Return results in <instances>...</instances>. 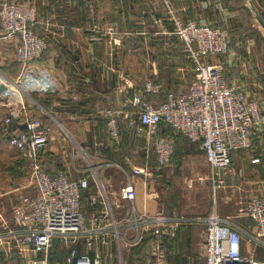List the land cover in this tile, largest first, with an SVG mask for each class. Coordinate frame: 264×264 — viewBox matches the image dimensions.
<instances>
[{"label":"crops","instance_id":"1","mask_svg":"<svg viewBox=\"0 0 264 264\" xmlns=\"http://www.w3.org/2000/svg\"><path fill=\"white\" fill-rule=\"evenodd\" d=\"M12 1L36 6L39 20L36 29L46 38L48 47L47 55L39 64L52 69L60 87L55 92L38 93L43 97L52 95L57 98L50 109H46L33 94L31 99L27 97L25 115L33 117L36 112H40L54 120L53 122L59 118L80 138L87 140L86 144L90 147L89 162L86 161L85 166H76L74 162H70L74 169L81 171L76 178L86 177L88 180L87 188L81 192V209L90 214L93 211L101 213L106 207L109 208L108 216L99 224L98 234L87 227L73 243L79 253L98 255L101 264H151L150 245L143 253L137 252L135 248L144 239H152L153 228L162 220L161 223L170 227L169 233L164 236L165 245H168L167 264H171L181 244L185 247L184 253L189 254L186 255L185 264H191L197 253L194 249L198 244H203L205 218L213 212L221 218L229 217L232 224L243 234L252 232L254 224L241 209L248 197L264 193V123L256 130L250 148L230 153L229 170L224 174L225 184L213 190L210 182L212 171L198 142H187L182 138V143L185 144L183 146L178 140V147L175 148L171 161L158 168L153 154L147 159L140 150L142 143L135 150L136 153H142L144 158L139 153L142 163L136 162L126 152L120 154V158L109 156L110 150L104 153V144L97 139L100 129L92 122L91 113L85 111L68 115L69 100L94 101V108L98 105L122 107V100L127 93L139 87L143 81L152 80L164 86L169 81L165 77L166 72L171 71L170 83L172 88L175 87L176 72L181 68L179 38L171 33L172 23L166 18L165 7L160 0H81L71 4L64 0ZM169 1L184 22L193 20L222 24L225 21L227 31L229 25L234 23L245 24L248 29L258 31L262 27L256 14L264 11V0H244L243 6L253 15L250 20L243 15L245 12L239 0ZM97 25L114 28L117 39L113 45L89 40L88 35ZM2 42L11 43L15 48L14 40ZM249 43L248 40L242 42V56L252 50ZM135 51L146 55L159 54L160 58L152 57L147 68L138 67L132 62L129 64L130 60L127 59L130 52ZM251 53L253 57L256 55L254 48ZM214 61L211 59V62ZM254 65L253 62L250 63L242 71L240 69V73L243 78H249L248 81H242L245 87L247 82L253 93L256 92L254 96L260 100L264 117V72ZM119 86L123 88L122 92L118 91ZM186 87L187 85H183L180 90H185ZM53 152L52 147H44L42 150V158L50 172L60 170L56 169L58 163L55 164L56 167L54 163H49L53 160ZM254 158H259V161L253 162ZM146 163L150 172L145 175L133 172L134 166L143 167ZM65 167L69 172L67 163ZM199 169L204 170L199 172ZM196 180H202L210 191V199L207 200L212 205L210 211L195 209L199 199L197 192L202 190ZM127 181L135 191L132 201L120 197V189ZM228 206H236L238 210L234 214L226 212L225 208ZM0 221V250L4 248L9 260L14 259L12 257L15 252L25 259L41 256L33 252H22V246L17 245L15 237L23 230L12 218L8 224L2 223L1 219ZM178 235L181 242L176 241ZM247 245L250 244L245 243L248 248ZM202 247L203 245L200 255ZM60 251H65L66 254L67 248L55 238L49 248L47 261L51 264L58 263L54 253L58 255ZM255 257H264L260 246L255 247Z\"/></svg>","mask_w":264,"mask_h":264},{"label":"built area","instance_id":"2","mask_svg":"<svg viewBox=\"0 0 264 264\" xmlns=\"http://www.w3.org/2000/svg\"><path fill=\"white\" fill-rule=\"evenodd\" d=\"M77 1L81 0H65L69 4ZM160 2L165 7L166 18L172 23L171 33L179 38L195 63V74L187 89L163 91L162 84L145 80L127 93L122 107L98 105L95 114L105 119L107 134L116 144L120 140L121 124L126 130L139 134L143 140L140 150L147 159L153 154L158 168L171 161L175 150L173 140L160 133L162 128L168 127L190 142H198L212 171V189L217 190L225 184L224 174L229 170L230 153L252 146L256 130L264 123L261 107L237 80L226 78L219 63L210 60L227 52V29L208 22H184L169 0ZM38 24L33 6L0 0V37L15 41V59L21 64V72L16 78L0 70V85L5 86L0 91V107L7 109L3 123L8 125L13 118L19 119L23 115L19 123H25L26 127L16 128L7 136L9 145L30 163L36 190L34 197L19 194L12 206V219L23 230L15 237L16 243L25 247L20 248L22 252L41 254L39 258H27L30 264H47V254L55 238L67 248L66 264H101L98 255L79 253L73 243L87 227L98 234L99 224L108 216L109 208L101 213L83 212L81 192L88 186L87 178H73L66 170L50 172L44 168L42 150L52 126L40 118L25 115L27 97L31 99L34 93L55 92L58 88L50 68L38 61L47 49L46 38L36 29ZM104 37H108L106 42L113 45L117 39L114 28L97 25L88 35L92 42H100ZM118 91L122 92L123 88L119 86ZM81 151L87 153L88 161L90 147L86 145ZM252 161L258 162L259 158ZM132 170L135 174L150 172L147 163L143 167L134 166ZM120 197L127 201L134 199L135 191L129 181L121 187ZM242 210L254 224L250 233L243 234L229 217L221 218L215 212L205 218L203 251L198 264H264V257H255L256 246L264 251V193L248 197ZM0 219L6 223L2 217ZM161 221L152 230L151 264H167L164 236L170 227ZM245 243L252 249L245 247ZM245 249L248 254L244 253Z\"/></svg>","mask_w":264,"mask_h":264},{"label":"rangeland","instance_id":"3","mask_svg":"<svg viewBox=\"0 0 264 264\" xmlns=\"http://www.w3.org/2000/svg\"><path fill=\"white\" fill-rule=\"evenodd\" d=\"M24 3H26V2H24ZM26 4H29L36 9V6L34 4H30V3H26ZM36 12H37V9H36ZM212 23H213V25L223 27L224 29L226 28V25H227L225 21H223L222 24H216L214 22H212ZM229 26H230V28L228 30L229 48H228L227 52L224 54H219V55L213 56L210 58V60L213 59V61L215 60L214 62L219 63V65H221V67H222V70H223L226 78L237 80V82L244 88L247 95L250 98L256 99V101L258 102V104L260 106V103H259L260 100L257 99L256 96H254V94L256 95V92L253 93V90L250 88L251 85L248 84L247 82H245L246 87L244 86L242 79L248 81L249 78H246L245 76L243 78L242 74L240 73V69L242 71L243 67H248V65L253 62V65L255 64L254 66L258 70L263 69V72H264V44H259V41H257V39H255V37L251 36L250 34H249V36H246L243 41H242V39H237V38L232 39L230 33H231V29L233 28V25H229ZM259 27H260V25H259ZM0 32H1V29H0ZM259 32H260V35L262 37H264V30L262 27L259 30ZM107 39H108V37H104L103 40H105V41H103V40L102 41L106 42ZM2 40L3 39L0 40V70L4 74L11 77L10 74L16 73L18 71L21 72V67L18 68L17 67L18 65L16 66L17 61L14 57V46L11 43L2 42ZM247 40L250 41L249 45L252 46L251 47L252 50H253L254 46H256V48L261 47V52L256 51V55L253 57V55L251 53L252 50H250L248 54L242 56L240 54L241 44H242V42H245ZM102 41H100V42H102ZM178 43H179L178 45L180 46V50H181V53H180V63H181L180 67L181 68L179 69V71L176 72V76H177V83L179 84V85L177 84L178 89H180V88H182L183 85L188 86L189 81L194 76V74H195V63L192 59H190V56L187 54L182 42H180V40H179ZM106 44L110 45L107 42H106ZM47 49H45V51L42 53L41 57L42 56L45 57L47 55V53H48ZM152 57L157 58V59L160 58L159 54L146 55L145 53H143L141 51H135V52H130L129 56H127V59L130 60L129 64L132 62L138 67L142 66V68H147L149 63L152 61V59H151ZM252 57H253V60H252ZM256 58H257V60H256ZM50 70H52V69L50 68ZM170 72H166V77L171 75V74H169ZM136 73H139V72L136 71ZM56 79H57V83L59 84L57 77H56ZM248 85H249V88H248ZM59 88L60 87L58 86V89ZM33 97L35 98V96H33ZM25 101H27V100H25ZM5 109H3L1 111L0 117L2 115L3 116L5 115V113H4ZM46 118H48V117H46ZM40 119L44 123L46 122L43 118H40ZM53 121L54 120L49 119L50 126H53V128H52V132L50 134V137L48 139V142L45 145V147L54 148L53 155L51 156V159H53V160H50L49 163L50 164L54 163V167H56L55 164L57 165V163H58L59 166H57L56 169H65L66 168L65 163H67L70 176L73 178H76V177H78V175L81 174V171H77L76 169H74V167L72 165H70V162H74V164H76V166L77 165L78 166H85L86 161H87V157L85 155H87V153L81 151V148H84L86 145L89 146V144H86L87 140L86 139L83 140L82 138H80L79 135H77L76 132L72 128H69L68 125H66L65 123L63 124V120L56 118L55 122H53ZM74 121L78 122V120H74ZM1 127H2V125H1V121H0V128ZM1 131H2V129H1ZM1 135H2V133L0 134V138L2 137ZM175 136H177V135H175ZM175 136H173V137H175ZM7 138H8V136H7ZM177 139L179 141H181L180 144L185 146V144L182 143V139L180 137L177 136ZM137 143H138L137 145L143 143L142 138H140V140L138 139ZM78 153H80V154L78 155ZM139 153L142 156V153L141 152H139ZM139 153L138 152L136 153V151H135L134 154L139 155ZM42 164H43L44 168L47 167V163L43 160V158H42ZM203 170L204 169H199L198 171L203 172ZM196 181L198 182L199 180H196ZM202 182L203 181L200 180L197 183V184L200 183L199 185H201L202 190L197 192V197L199 199H198V205L195 207V209H197V210L207 209L210 211L212 205L210 203H207V200L210 199V191H209L208 187H206L204 185V183H202ZM16 191H17V193H16ZM20 193L27 195L28 197H34L36 194V190H35V187L33 185L32 176H31V166L27 160L22 159V157L18 154V152L16 150L11 148V146L8 144L7 141H5V142L0 141V217L5 219L7 224L9 222H11L10 219L12 218V211H11L12 206L16 202V200L18 199V195ZM237 200H239V199H237ZM240 200H242V199H240ZM239 203L240 202H237V204H239ZM241 208H242V206H241ZM237 210H238V207H236V206L235 207L228 206L225 208L226 212L230 211L233 214ZM241 211H243V210L241 209ZM245 225H247V224H245ZM2 240H4V239H2ZM201 246H202V244L200 243V244H198L197 248L194 249V252H197L196 255H194V257H193L195 259V261H198L196 263L200 262L199 258H201L200 257L201 256L200 255ZM247 246L249 249H252L251 245H247ZM166 249H168V248L166 247ZM5 250H6V248H5ZM244 253L245 254L247 253L246 249H245ZM193 254H195V253H193ZM19 256H20V254L19 253L17 254L15 252L14 257H12L14 259L9 260L7 258V256L5 255L4 248H3L2 250H0V264H3V261H5L4 264H6V263L7 264H30L29 262H27V260H26L27 258L25 259V257H21V256L19 257ZM48 257H49V255H48ZM47 264H51V263H49L47 261ZM56 264H62V263H60V261H58V263H56Z\"/></svg>","mask_w":264,"mask_h":264},{"label":"trees","instance_id":"4","mask_svg":"<svg viewBox=\"0 0 264 264\" xmlns=\"http://www.w3.org/2000/svg\"><path fill=\"white\" fill-rule=\"evenodd\" d=\"M238 2H240L242 4V9L245 13H243V15L245 16V18L247 20H250L251 18H253V15H251V13L249 12V9L245 6H243V3L244 0H239ZM242 11V10H240ZM262 19L264 20V16H262ZM231 37L232 39L233 38H237V39H242V41L244 40V38L246 36H249V34L253 37H255V39H257V41H259V44H264V37H262L260 35V32L258 30H254V29H251L249 28L248 29V26L245 25V24H238V23H234L233 24V28L231 29ZM181 42V41H180ZM48 48V47H47ZM257 52H261V47H257L254 46V52L256 53ZM44 58V56L40 57L38 59V61H41L42 59ZM18 65V66H17ZM16 66L19 68L21 67V64L19 62H16ZM8 73V72H7ZM20 73V71L16 72V73H13V74H10L12 78H16L18 76V74ZM171 74V72L169 73ZM168 74V75H169ZM166 77V76H165ZM166 79H168L169 81L166 82L163 86V91L165 90H175V91H183V90H180L178 89V85H177V82H175V87L172 88V85H171V80H172V77L171 75H169L168 77H166ZM177 87V88H176ZM187 89V87H186ZM78 93H80V91H78ZM33 96H35V99L37 101H39L46 109H50L51 108V104L53 101H57V98L55 96H40L38 95V93H34ZM96 101V100H95ZM98 101V99H97ZM62 103H64V100L62 101ZM94 101L91 102V101H88L86 99H80L79 101L77 102H72V101H68V104H69V107L68 109L70 110L68 112V115L72 116L73 114H81V113H84L85 111H88L89 113H91V116H92V122L95 124V127H99L98 129H100V134L98 135L97 139L99 141H102L103 144H104V153H108L109 151V156L111 155V157H117V158H120V154H122L123 152H126L128 156L132 157L136 162H139V163H142V157L139 156V155H135V150H136V146H137V140L141 138V136L133 131H130V130H126L124 125L121 124L120 126V132H119V143L116 144L110 137L109 135L107 134V131L105 130L106 129V121L105 119L103 118H100L98 115L95 114V108H94ZM96 103V102H95ZM5 109V108H2L0 110V113L1 111ZM83 110V111H82ZM82 111V112H81ZM5 115L1 116L0 118V121H1V125L2 127L0 128V134L2 133V137L0 138V141H7L8 144H9V140L7 138V135H8V132H11L13 131L14 129L16 128H20V123L19 121L22 120V116H20L19 119H16V118H13L12 121L8 124V125H5L3 123V119L4 117L7 115V110L5 109ZM34 118H43L46 122L45 124L47 125H50V122H49V119L46 118L45 116H43L40 112H36L34 115H33ZM2 129V131H1ZM160 133H164L166 134L167 136H169L173 142H174V146L175 148L178 147V139H177V136L180 137L181 139L183 138V140L189 142V140H187L182 134L180 133H177V132H174L172 129L168 128V127H164L160 130ZM177 135V136H175ZM175 136V137H173ZM13 148V147H11ZM14 150H16L15 148H13ZM17 151V150H16ZM18 152V151H17ZM19 154V152H18ZM174 154V153H173ZM173 157V155H172ZM177 242H181V238H179V235L178 237L176 238ZM152 242V239L151 238H146L144 239L143 241H141V243L135 248V250L138 251H142V253L145 251V248L148 247ZM166 244V243H165ZM168 246V245H167ZM166 246V247H167ZM184 245H179L178 246V249L177 247L175 246V249H177V253L173 256L172 260H171V264H174V263H186V255H189V254H185V250L183 247ZM171 248V247H169ZM64 252V253H63ZM60 251V253L57 255L56 253H54V256L56 257V259L58 261H60V263L62 264H66L65 262V251ZM166 252H167V249H166ZM192 256V255H191ZM54 259V258H53ZM195 259L193 258L192 259V264H198L196 262L198 261H195Z\"/></svg>","mask_w":264,"mask_h":264},{"label":"water","instance_id":"5","mask_svg":"<svg viewBox=\"0 0 264 264\" xmlns=\"http://www.w3.org/2000/svg\"><path fill=\"white\" fill-rule=\"evenodd\" d=\"M262 16H264V11L260 12V14L259 13L256 14V17H257L259 23L261 24V26L264 29V20L262 19ZM4 87H5L4 85H0V91H2L4 89ZM25 127H26V124L25 123H23V124L20 125V128L21 129H23Z\"/></svg>","mask_w":264,"mask_h":264},{"label":"bare ground","instance_id":"6","mask_svg":"<svg viewBox=\"0 0 264 264\" xmlns=\"http://www.w3.org/2000/svg\"><path fill=\"white\" fill-rule=\"evenodd\" d=\"M21 124H23V123H21ZM24 129V128H23Z\"/></svg>","mask_w":264,"mask_h":264}]
</instances>
